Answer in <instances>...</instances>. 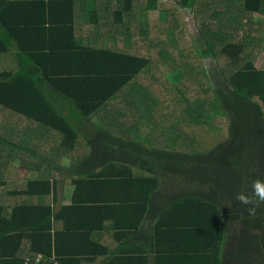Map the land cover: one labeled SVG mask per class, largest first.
I'll use <instances>...</instances> for the list:
<instances>
[{"label": "trees", "instance_id": "1", "mask_svg": "<svg viewBox=\"0 0 264 264\" xmlns=\"http://www.w3.org/2000/svg\"><path fill=\"white\" fill-rule=\"evenodd\" d=\"M180 8L196 36L177 30ZM255 12L264 16V0H0V52L16 37L25 57L0 71V264L94 261L88 237L104 228L92 222L111 220L98 210L115 202L159 215L158 235L193 216L195 254L181 264H262L264 203L251 196L264 180ZM4 26L15 36L5 39ZM217 56L234 65L224 82L207 74ZM177 66L186 76L171 83ZM14 156L37 177L16 179ZM170 174L198 189L170 195L161 182ZM63 183L73 187L68 205ZM241 192L253 202L241 204Z\"/></svg>", "mask_w": 264, "mask_h": 264}, {"label": "crops", "instance_id": "2", "mask_svg": "<svg viewBox=\"0 0 264 264\" xmlns=\"http://www.w3.org/2000/svg\"><path fill=\"white\" fill-rule=\"evenodd\" d=\"M2 30L9 35H4L5 39L15 36L6 26ZM16 43V37H14L11 43L12 48L6 52H0V71L18 69L21 59L25 58ZM14 159H19L18 163ZM12 163L16 167V179L25 180L37 177L38 173L30 170V164L19 157L14 156ZM50 177L51 180L59 181L62 177V171L54 169ZM61 187V202L68 205L71 202L73 187L69 183H63ZM114 190L106 191L107 193L105 190L94 192L98 197L107 194L114 197ZM179 190L181 189L178 187L176 191ZM130 203L133 207L120 206V203L115 202L111 205L102 206L98 210V213L101 212L105 216L109 215V218L112 219L100 222L96 218L92 222L95 223V227L103 226L104 228L98 229L97 232L91 233V236L88 237L90 241L97 242V256L94 261L81 262L80 264H157L155 258L158 256L165 259L162 264H177L178 256L195 254V220L193 216L189 217L188 220L184 219L181 223L182 226L177 231L158 235L153 233V228L159 215L142 211L136 206L141 204ZM176 218V215L174 217L169 215L164 217V220L167 224H171L176 222ZM83 240L85 241V238Z\"/></svg>", "mask_w": 264, "mask_h": 264}, {"label": "rangeland", "instance_id": "3", "mask_svg": "<svg viewBox=\"0 0 264 264\" xmlns=\"http://www.w3.org/2000/svg\"><path fill=\"white\" fill-rule=\"evenodd\" d=\"M133 18L138 19L137 17V13L134 11L133 12ZM254 16L256 17V19L258 21L262 20L264 18V16L262 14H259L257 12L254 13ZM176 23H177V30L180 33H184L187 35H191V36H196L197 33V27L196 24L194 22V17H193V13L189 10V9H183L180 8L178 9L177 13H176ZM190 48V47H188ZM191 49V48H190ZM191 51H193L191 49ZM264 60V50L260 53L259 55V59H258V63L262 62ZM242 62L240 60V62H238V65H240ZM205 64L207 67V74L208 76L211 78V80L213 81L214 78H221L224 82V78H223V74L224 72H226L229 68H231L232 66H234L232 64V62H229L227 60L226 57H222V56H217L216 58H208L205 60ZM178 68H176L175 71L169 72L166 74V78L168 79L169 82L171 83H177L179 82L181 77H185L186 73L184 71V69H182L181 67L177 66ZM81 132L86 133V131H84V129H80ZM263 154H260L259 157L257 158V161L262 162L263 160ZM15 162L18 163L19 159H14ZM65 163H67V159L65 161ZM22 164V162H21ZM28 165V164H27ZM159 171H155V173L158 175ZM55 175H57V173H55ZM162 179V188L170 194L173 193H178L179 191H176V189L179 187L180 189L183 188L185 189V191L187 190L188 192H193L195 191V189H198V185L196 184H190L189 182H183L180 178L172 176L170 175H166L164 178L161 177ZM186 191V192H187ZM233 239V236H232ZM234 240H236L234 238ZM233 248L234 246V242L232 241V243H230L228 245V248L231 247ZM262 261V264H264L263 260H260V262Z\"/></svg>", "mask_w": 264, "mask_h": 264}, {"label": "clouds", "instance_id": "4", "mask_svg": "<svg viewBox=\"0 0 264 264\" xmlns=\"http://www.w3.org/2000/svg\"><path fill=\"white\" fill-rule=\"evenodd\" d=\"M251 196L255 197L257 205L264 203V180L257 179L252 182ZM236 199L244 205H248L253 202L252 198L244 192L237 194Z\"/></svg>", "mask_w": 264, "mask_h": 264}, {"label": "built area", "instance_id": "5", "mask_svg": "<svg viewBox=\"0 0 264 264\" xmlns=\"http://www.w3.org/2000/svg\"><path fill=\"white\" fill-rule=\"evenodd\" d=\"M41 261H42V255H39L34 262L29 261L26 264H40ZM50 261L52 262V264H57L54 259H51Z\"/></svg>", "mask_w": 264, "mask_h": 264}]
</instances>
